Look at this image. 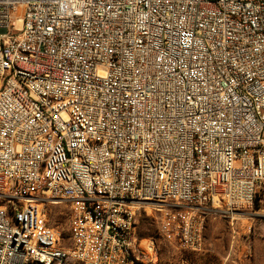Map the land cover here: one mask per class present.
Here are the masks:
<instances>
[{
    "label": "built area",
    "instance_id": "obj_1",
    "mask_svg": "<svg viewBox=\"0 0 264 264\" xmlns=\"http://www.w3.org/2000/svg\"><path fill=\"white\" fill-rule=\"evenodd\" d=\"M263 185L264 0H0V264H158L137 210Z\"/></svg>",
    "mask_w": 264,
    "mask_h": 264
},
{
    "label": "rangeland",
    "instance_id": "obj_2",
    "mask_svg": "<svg viewBox=\"0 0 264 264\" xmlns=\"http://www.w3.org/2000/svg\"><path fill=\"white\" fill-rule=\"evenodd\" d=\"M223 205L216 204L219 209L168 207L172 215L168 233L161 229L166 212L142 207L136 212L135 237L147 257L158 264H264V185L253 207L238 212L234 221L221 209ZM178 211L186 215V221L189 218V227L177 217ZM47 213L49 225L67 237L71 203L49 205Z\"/></svg>",
    "mask_w": 264,
    "mask_h": 264
},
{
    "label": "bare ground",
    "instance_id": "obj_3",
    "mask_svg": "<svg viewBox=\"0 0 264 264\" xmlns=\"http://www.w3.org/2000/svg\"><path fill=\"white\" fill-rule=\"evenodd\" d=\"M218 203H225L224 199L220 196H215L214 197V205L218 204Z\"/></svg>",
    "mask_w": 264,
    "mask_h": 264
}]
</instances>
